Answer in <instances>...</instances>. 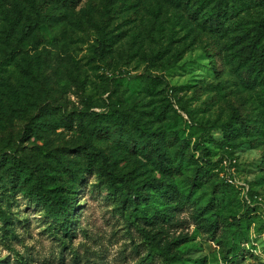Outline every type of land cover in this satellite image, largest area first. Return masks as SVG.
<instances>
[{"label": "rangeland", "instance_id": "374dc122", "mask_svg": "<svg viewBox=\"0 0 264 264\" xmlns=\"http://www.w3.org/2000/svg\"><path fill=\"white\" fill-rule=\"evenodd\" d=\"M217 1L0 0V264H137L147 233L170 264H264V68L239 57L264 48V1L228 0L225 34L192 13ZM109 174L167 181L174 224L113 205ZM34 185L74 200L71 241Z\"/></svg>", "mask_w": 264, "mask_h": 264}, {"label": "trees", "instance_id": "16d2710c", "mask_svg": "<svg viewBox=\"0 0 264 264\" xmlns=\"http://www.w3.org/2000/svg\"><path fill=\"white\" fill-rule=\"evenodd\" d=\"M227 2L228 0H218L214 7L208 9V11L207 8H205V12L203 11L201 13L199 11L203 8V4H197V8L192 11L194 19L200 27L207 31L219 32L222 34L229 33L228 20L230 17H234V14L241 8H237L234 4L226 8ZM63 3L66 4L67 0H63ZM22 31L25 32L26 27H24ZM236 45H238V42ZM252 46L254 47V45ZM239 57L243 59L241 62L242 65L247 66L246 72L248 79L256 81L260 79V72L262 68H264V48L261 49L259 53H249L245 57ZM238 68H240V62H238ZM210 71L215 77L216 72L213 68H211ZM115 113L116 112H114V114ZM91 115L95 116L94 113H91ZM75 119L80 120V117H75L73 120ZM155 152L157 153V157L163 156L161 153L162 151L155 149ZM162 161L163 158L160 167L164 170L165 166H163ZM166 171L170 172L171 169L167 167ZM107 176L108 178L105 180V185L106 191L110 194H108L106 199L113 205H116V207L118 205L119 208L130 207L129 209L133 214L134 220L140 225L151 227L153 225L157 226L160 223H166L167 226L174 224L172 212L177 208L176 206H170V203L168 204L169 199H171L173 195H170L169 190L171 186L167 181L153 180L145 183L134 191H130L129 189L125 191L117 184L115 177H110L111 174ZM82 178L83 176L80 179L82 180ZM100 185H102V182H100ZM144 191H146V193H144ZM30 195L36 201L35 205L44 206L49 211L48 217L57 225L56 231L59 232L64 239L71 241L73 235L77 233L76 226L72 222V215L75 213V207L72 205L74 200L66 196H54L50 198L40 185L30 187ZM175 198L174 196V199ZM187 199V196H185L186 202ZM136 201H143V204L136 208ZM63 250L64 246L62 251ZM62 251L60 257H63ZM140 251L143 256L137 264H170L169 262L171 260L168 258V254L165 253L163 248L158 246V242L154 241L148 233L144 235L141 234L139 243L131 248L128 255H130V257L139 255ZM72 254L69 252L72 264H78L80 260L76 251H73ZM123 258H126V256H123ZM85 264H89V261H85Z\"/></svg>", "mask_w": 264, "mask_h": 264}]
</instances>
